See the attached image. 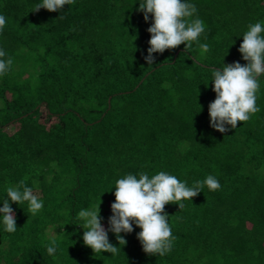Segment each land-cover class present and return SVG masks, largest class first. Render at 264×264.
<instances>
[{
    "label": "trees",
    "instance_id": "1",
    "mask_svg": "<svg viewBox=\"0 0 264 264\" xmlns=\"http://www.w3.org/2000/svg\"><path fill=\"white\" fill-rule=\"evenodd\" d=\"M41 2L0 0V48L13 60L0 76V207L22 179L44 204L33 216L27 202L9 201L17 231H4L0 218V264H264V75L249 121L221 133L208 113L212 72L247 63L238 49L248 25L264 23V0H186L210 50L182 44L153 53V64L143 0L33 11ZM159 171L188 186L207 175L221 185L204 186L182 209L165 206L176 240L164 256L143 251L135 224L119 245L108 223L116 180ZM100 200L117 255L83 242L78 213Z\"/></svg>",
    "mask_w": 264,
    "mask_h": 264
},
{
    "label": "clouds",
    "instance_id": "2",
    "mask_svg": "<svg viewBox=\"0 0 264 264\" xmlns=\"http://www.w3.org/2000/svg\"><path fill=\"white\" fill-rule=\"evenodd\" d=\"M75 0H42L35 5L33 11L41 8L49 12L61 11L65 5L74 4ZM139 10L144 13V19H149L151 14L153 23L148 28L151 34L148 41L150 47L145 60L153 64V53H164L166 50L175 49L180 45L186 48L193 42L199 44V37L205 32V22L196 17L197 8L186 0H143L139 3ZM7 24V18L0 15V33ZM35 26V25H34ZM199 48L208 52L209 45L199 44ZM238 51L243 60L227 64L222 70H213V91L215 99L208 106L211 126L217 131H228L226 126L235 128L238 122H247L253 115L260 111L257 105L260 89L259 77L264 75V23L249 24L243 34V42ZM6 57V52L0 48V76L10 70L13 63ZM201 107V106H200ZM204 186L209 191H218L221 188L219 180L213 175H207L202 181H196L188 186L186 181L179 180L176 176L165 171L149 176L146 172L139 176L127 174L115 182V202L111 204L112 215L109 217V230L116 235L119 245H126L127 241L120 235L132 233L133 224L141 229L137 238L142 244L143 251L149 255L164 256L171 252L176 237L168 223V214L165 206L169 203L184 207V200L196 197ZM7 199L3 200L0 207V218L4 231L14 233L17 231L16 216L12 203H28V211L35 216L43 209V201L26 185L22 179L16 186H8ZM100 203L81 209L78 218L83 221V242L95 254L107 252L117 255L120 247L114 246L109 241L108 231L101 223ZM57 251V242L52 239L47 245V253L54 255Z\"/></svg>",
    "mask_w": 264,
    "mask_h": 264
}]
</instances>
